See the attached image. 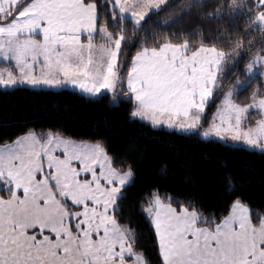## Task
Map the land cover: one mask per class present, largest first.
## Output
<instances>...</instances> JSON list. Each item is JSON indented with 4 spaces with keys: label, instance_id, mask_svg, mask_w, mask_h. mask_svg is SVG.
Returning <instances> with one entry per match:
<instances>
[{
    "label": "snow or ice",
    "instance_id": "6c2138e0",
    "mask_svg": "<svg viewBox=\"0 0 264 264\" xmlns=\"http://www.w3.org/2000/svg\"><path fill=\"white\" fill-rule=\"evenodd\" d=\"M23 87L264 157V0H0V88ZM135 168L99 132L0 125V264H264V202L131 199Z\"/></svg>",
    "mask_w": 264,
    "mask_h": 264
},
{
    "label": "trees",
    "instance_id": "16d2710c",
    "mask_svg": "<svg viewBox=\"0 0 264 264\" xmlns=\"http://www.w3.org/2000/svg\"><path fill=\"white\" fill-rule=\"evenodd\" d=\"M248 94V90L240 92L238 102ZM215 107L210 104L209 113ZM22 124H62L79 135L99 132L106 136L112 150L127 152L136 165L131 199L155 185L161 191L195 196L209 210L221 208L232 192L257 205L264 202V157L213 138L176 135L131 123L124 107L112 106L107 99L90 102L69 89L0 88V125L14 129ZM225 177L232 179L231 191L226 190Z\"/></svg>",
    "mask_w": 264,
    "mask_h": 264
},
{
    "label": "rangeland",
    "instance_id": "374dc122",
    "mask_svg": "<svg viewBox=\"0 0 264 264\" xmlns=\"http://www.w3.org/2000/svg\"><path fill=\"white\" fill-rule=\"evenodd\" d=\"M68 89H69V90H74V91H77V92H78V90L72 89L71 87H69ZM209 106H210V104H209L208 107L206 108V111H207V112H209V110H208ZM253 111H255V110H253ZM213 139H215V138H213ZM223 143H225V142H223ZM226 144L233 145V143H232L230 140H229ZM242 147H243V146H242Z\"/></svg>",
    "mask_w": 264,
    "mask_h": 264
}]
</instances>
